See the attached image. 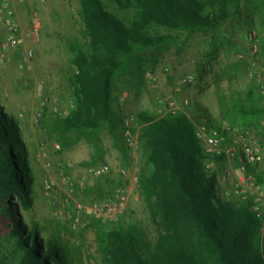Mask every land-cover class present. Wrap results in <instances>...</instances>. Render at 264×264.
Instances as JSON below:
<instances>
[{"label": "rangeland", "instance_id": "374dc122", "mask_svg": "<svg viewBox=\"0 0 264 264\" xmlns=\"http://www.w3.org/2000/svg\"><path fill=\"white\" fill-rule=\"evenodd\" d=\"M10 5L18 43L7 42L13 29L0 0V103L20 126L34 177L35 203L24 211L25 220L38 224L47 240L66 246L67 264H112L107 261L110 246L103 248L99 240L100 233L112 230L131 231L147 251H155L163 237L177 246L197 247L190 222L168 218L157 198L144 192L141 180L151 168L143 127L138 129L134 153L125 139L128 118L139 120L142 113L168 116V100L190 113L207 112L215 124L229 128L231 136L241 134L260 148L262 159L244 174L227 158L206 161V171L216 175L219 200L236 208L246 203L233 192L237 177L252 175L264 185V114L250 125L236 111L251 92L264 108V0H241L240 13L214 35L180 29L172 32L173 40L166 45L135 53L112 79L116 125L104 123L103 128L83 131L67 129L65 123L79 103L78 87L72 82L78 72L74 59L93 50L81 15L82 0H12ZM158 33L166 34L163 29ZM251 33L257 35V52ZM92 111L96 113L95 108ZM102 165L110 167L108 173H90L89 168ZM136 166L141 168L140 181L132 184ZM103 186L106 192L98 193ZM120 187L130 193L127 209L118 220L104 222L95 215L94 204L113 199ZM78 204L84 206L83 213ZM260 241L264 252L263 222Z\"/></svg>", "mask_w": 264, "mask_h": 264}, {"label": "trees", "instance_id": "16d2710c", "mask_svg": "<svg viewBox=\"0 0 264 264\" xmlns=\"http://www.w3.org/2000/svg\"><path fill=\"white\" fill-rule=\"evenodd\" d=\"M82 3L81 15L93 50L74 59L78 72L72 82L78 87L79 103L65 123L67 129L77 131L100 129L104 123L116 125L110 97L112 79L129 65L135 53L166 45L173 40L172 32L180 29L188 34L214 35L225 21L240 13L241 0ZM161 29L166 34H159ZM253 96L251 92L236 108L244 124H256L264 114ZM138 119L144 124L143 145L151 168L141 180L144 192L150 199L157 198L168 218L182 217L190 222L197 247L177 246L163 237L152 252L146 244L139 245L140 239L131 231L112 230L99 234L103 248L110 246L111 260L107 261L264 264L262 220L251 210L250 202L236 208L219 200L216 175L205 169L206 161L216 158L204 152L187 115L179 111L154 118L142 113ZM33 183L20 126L0 103V264H67L66 246L56 239L47 240L38 224L25 220L24 211L35 203ZM105 192L104 186L98 190Z\"/></svg>", "mask_w": 264, "mask_h": 264}, {"label": "built area", "instance_id": "2783aa9c", "mask_svg": "<svg viewBox=\"0 0 264 264\" xmlns=\"http://www.w3.org/2000/svg\"><path fill=\"white\" fill-rule=\"evenodd\" d=\"M5 10L7 12V21L13 29V33L7 37V42L11 46H15L18 43L16 31H18L17 22L14 18V8L12 7V0H3ZM256 33L250 34V40L253 42L252 48L255 52L258 51V45L256 42ZM184 111L188 119L194 126L196 137L199 139L204 152L209 156L224 157L234 162L241 172L247 173L251 166L262 159L260 154V148L253 144L248 143L244 136H231L229 128L220 126L211 121V118L205 113H190L186 110L185 106L181 107L177 101L168 100L166 104V113H177ZM136 117L128 118L125 121V139L128 147L133 151L139 144V131L138 129L143 127ZM138 126V128H136ZM110 167L102 165L98 167H91L89 171L95 176H101L108 173ZM141 168L136 166L135 172L131 176L132 184L140 181ZM233 192L240 197L244 202H250L251 210L256 213L259 219L264 223V185L260 184L256 177L249 176L248 179L244 177H237L234 179ZM48 189H52V186H48ZM130 193L125 190L124 187H120L116 190L114 200L105 201L103 203L94 204V213L97 217L101 218L104 222L118 220L125 212L128 206ZM101 204V205H99ZM80 213H83L84 206L78 204Z\"/></svg>", "mask_w": 264, "mask_h": 264}]
</instances>
